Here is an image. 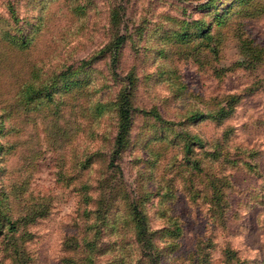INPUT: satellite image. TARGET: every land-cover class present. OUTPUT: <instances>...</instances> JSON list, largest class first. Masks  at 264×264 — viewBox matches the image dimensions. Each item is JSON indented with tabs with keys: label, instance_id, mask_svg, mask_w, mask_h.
<instances>
[{
	"label": "rangeland",
	"instance_id": "obj_1",
	"mask_svg": "<svg viewBox=\"0 0 264 264\" xmlns=\"http://www.w3.org/2000/svg\"><path fill=\"white\" fill-rule=\"evenodd\" d=\"M253 48H264V0H0V215L17 221L0 229V264H82V245L66 240L91 237L96 210L106 219L94 264L156 260L135 201L152 230L182 221L158 264H199L200 240L212 264H228L227 248L229 264H264V55ZM25 82L42 97L21 101ZM126 88L132 123L112 166ZM222 177L232 181L225 226L207 203Z\"/></svg>",
	"mask_w": 264,
	"mask_h": 264
},
{
	"label": "trees",
	"instance_id": "obj_2",
	"mask_svg": "<svg viewBox=\"0 0 264 264\" xmlns=\"http://www.w3.org/2000/svg\"><path fill=\"white\" fill-rule=\"evenodd\" d=\"M204 32V31H203ZM251 52H253L254 56H263L264 55V48H259L258 50L253 48L250 49ZM257 65L255 64V67ZM71 68V67H70ZM39 72V70H38ZM37 72V73H38ZM60 75V74H59ZM57 75L56 77H58ZM131 78V77H129ZM130 85H133V81L129 82ZM48 84H44L43 86H47ZM131 88H126L123 90L122 93H120L119 98L115 104L116 106V114L118 117L117 121V133L115 136V142L113 144V153L111 156V165L112 166H119L117 163V160L119 159L121 153L125 149V146L127 144V136L131 127L132 123V116H133V105L131 102ZM56 91L53 89H46V95L49 97L48 99L51 101L52 96ZM43 90L42 87H39L36 85V83H23L21 89H20V95H21V101H25V103H28L32 99H38L40 96L42 97ZM107 105L106 103H99L97 106V109L100 113H102L106 108ZM234 107V104L230 107L229 114L232 112ZM10 114V113H9ZM221 115V114H220ZM222 116V115H221ZM196 139V138H195ZM200 142L199 145H201L204 149L208 146V143L200 137ZM186 150H187V155L190 156L191 153L193 152V142H187L186 145ZM207 154V153H206ZM215 155L216 154H211ZM255 156V152H251V157ZM189 165L194 168V169H200L201 167V160L200 159H188ZM235 165L239 166V164H244L245 163L242 161V159L239 161L234 162ZM221 182H217L214 178L211 179L210 181V186L207 187L211 190V197L207 199V203L209 204V210L212 212V217L213 219L219 222H221V226H225L226 222L228 220L227 218V211L228 208L230 207V202L226 198V194L224 192L225 187H231L232 186V181L226 177H222ZM169 188V196L174 197L175 192L174 188L171 187V185L168 186ZM191 187H189L190 190ZM193 196H198V195H193ZM193 198V197H192ZM199 199V197H196L195 200ZM165 210H170V207L166 206ZM131 212L132 216L134 217L136 228H137V234L140 238H142V243L144 249H148L147 251H150L153 249L154 253L158 255L157 259H153L151 257L149 259V262L147 264H158L159 262V257L160 254L163 250H169V251H174L178 248L179 246V239L183 237V228H182V221L179 217L177 216H168V222L169 226L165 228H161L159 230H152L147 216L143 212V210L140 208L139 204L135 201L132 202L131 204ZM96 214V219L94 216H91L90 220V226L87 225L88 229H91L90 233L91 237H89L86 233V235L81 238L82 241H76L74 238L71 237L66 240L69 244L68 246L70 248H74V246L77 245H82V250H83V256L81 257L83 260L82 264H94V256L92 255L93 252V246L96 243V239L102 236V233L104 232L103 222L106 219L104 215L100 213L99 210L94 211ZM5 214L0 215V222L2 220L6 221L3 223V226L0 225V229L8 227L9 229L14 228L16 229L17 227V221L14 222L12 219L9 217H6V219L3 217ZM85 215V213H84ZM87 222L88 218L85 216ZM84 220V219H83ZM84 222V221H83ZM86 224V222H84ZM156 233H163L162 235L167 237L166 247L162 246L160 243L156 241ZM73 239L72 242L70 240ZM204 242V243H203ZM196 253L194 252L193 254L198 257L199 264H212L211 259H210V250H212L211 243L206 242L204 240H200L197 245H196ZM75 250V249H74ZM149 256V253H148ZM234 257H237V251H234L231 248L225 249L224 253V259L226 263H230V260L233 259ZM80 258V257H78ZM71 262L74 261V263H79V261H76L75 259H69ZM22 264V263H20ZM26 264V263H25Z\"/></svg>",
	"mask_w": 264,
	"mask_h": 264
}]
</instances>
